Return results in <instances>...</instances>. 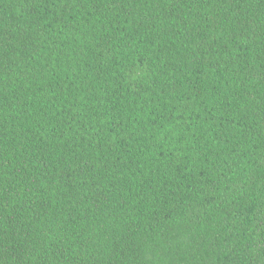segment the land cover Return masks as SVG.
<instances>
[{
  "label": "trees",
  "instance_id": "trees-1",
  "mask_svg": "<svg viewBox=\"0 0 264 264\" xmlns=\"http://www.w3.org/2000/svg\"><path fill=\"white\" fill-rule=\"evenodd\" d=\"M0 264H264V0H0Z\"/></svg>",
  "mask_w": 264,
  "mask_h": 264
}]
</instances>
